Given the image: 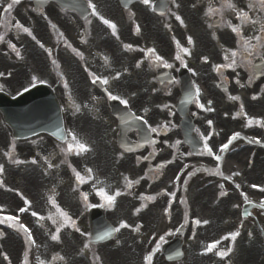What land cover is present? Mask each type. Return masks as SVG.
I'll list each match as a JSON object with an SVG mask.
<instances>
[{"label": "snow or ice", "instance_id": "snow-or-ice-1", "mask_svg": "<svg viewBox=\"0 0 264 264\" xmlns=\"http://www.w3.org/2000/svg\"><path fill=\"white\" fill-rule=\"evenodd\" d=\"M173 2L175 3V0H173ZM21 3V0H11L10 3L7 4V6L4 8V12L5 13H10L11 10L13 9V7L15 5H18ZM140 3H142L143 5H150L152 3V0H140ZM257 4L259 5V12L264 13V0H256L255 3H249L248 5V9L249 11L253 10L254 8L257 7ZM177 8H179V4L176 5ZM195 7V5H193ZM88 7L91 8L92 11V15L96 16L99 18V20L106 25L109 29H111L112 34L113 35H117V25L109 20L106 19L104 16L100 15L97 11H96V6L92 3V0H88ZM224 10H231L233 12L236 13V18L238 20L241 21L240 25L237 26H233L231 24V21H225V23L227 24V26L231 27L232 31L234 33L237 34V36L239 37L237 43L239 44V48L236 51H232V50H226V54L224 59L229 61V63L225 64V65H215V70L216 71H220L221 68L223 67H228V68H232L233 70H235L236 67H240L242 64L245 63V61L247 62V64H251V58L254 55H261L260 50L264 49V17H257L256 19H253L250 15H249V11H245L244 9H237L235 4H233L231 2V0H222V6L220 9H214V8H209L208 14H217V13H222V11ZM173 15L175 16V19L177 21H179L182 25L184 23L183 19L181 18L180 15H177L175 13H173ZM4 25L6 27H14L17 30L22 31L23 33H26L28 36H31L33 40H36V37L33 35L32 31L30 30V28L24 26L23 24H21L19 21H16V23L14 25L11 24L10 21H6L3 22ZM89 23H91V21H89ZM251 23L253 25H257L259 24V30H258V34H254L251 37H244L241 28L244 24H248ZM140 31V27L139 25L136 26V32L139 33ZM61 36L63 34H60ZM118 38V37H117ZM253 41H255V43H253ZM5 42V34L0 33V43H4ZM37 43H40L39 41H37ZM177 46L179 47V41L176 42ZM188 43L192 44L193 40L191 37H188ZM69 47H71V45H68ZM8 47L11 48V50L15 53V55L17 57H21V53L20 51L17 49L16 45L8 42ZM40 47H44L43 44H40ZM125 49H131L132 45L130 44H126L124 45ZM185 54H190L189 49L188 48H182L181 49ZM74 52H76L75 49H73ZM147 52L149 54V56H155V60L156 61H163V58L160 57L159 55L156 54V51L154 48H149L147 49ZM77 55H79L81 58H83L82 53H76ZM240 58L239 60L237 58ZM261 58L264 59V55H261ZM176 59L181 60V63H183V59L181 56L177 55ZM205 62H207V57L203 58ZM105 60V64L109 63L108 57L104 58ZM55 63V61L53 62ZM142 61L137 62L136 67L139 68L141 66ZM187 66V65H185ZM164 67L167 68H171L172 65L169 63H164ZM125 71H127V69H125ZM262 74H264V72H262ZM0 75H3L2 73H0ZM120 76V73H117L115 77H113V79H118ZM33 80L36 79L35 76L32 77ZM97 81H99L101 84L107 85L109 84V80L107 78H101L99 76H94L93 78V83H96ZM239 83V81H238ZM65 87H67V84L65 85ZM27 90V89H25ZM105 91L108 92V89L105 88ZM196 93L197 95L200 94V89L197 87L196 89ZM108 97L110 99L113 100H117L120 99L118 96L113 95L111 92H108ZM192 96L191 93H189L188 96V100H191ZM231 100H239L238 96H230L229 97ZM256 97L254 96L253 99H255ZM95 99V98H93ZM188 100L184 101V102H188ZM121 103L127 105L128 101L127 100H120ZM197 106L200 108H204V105L201 104L199 102V100H196ZM212 103V101H208V104L210 105ZM167 107V106H165ZM207 111H213L214 109L212 108H207L205 109ZM76 111H80L79 106H76ZM145 113H147L148 109L145 108L144 109ZM241 111H243V105L241 104ZM134 116L135 119H143V117H135L134 114H132ZM147 124V120L144 121ZM254 121L252 119H249L248 124L251 125ZM255 123L257 124H261V121L256 120ZM208 124L211 125L212 121L209 120ZM150 132L152 133H156L158 131V129L156 127H150ZM68 135L71 137V141H68L67 138L65 137V142L67 143V152H75V154L80 155L83 154L85 152L90 151V147L87 145L86 142H83L81 139H79L74 133L69 132ZM240 138V133H234L227 141V143H224L223 145L220 146V152L223 153L226 150L229 149V146L233 144L234 141H236L237 139ZM202 139L205 141L204 143V149L207 155L209 156H213V149L208 145L207 141L208 139H210V137H202ZM249 142H255V143H260V140L257 139L255 141H249ZM61 151H65V149H61ZM14 153H15V147L13 146L12 151L5 153L6 156H8L11 159L12 163L15 164H22L24 163V161L21 160H17L14 159ZM190 154V153H189ZM215 159L217 161H221L223 159L222 155H215ZM32 163H36L35 160L32 161ZM49 168L53 167V165L51 163H49L48 165ZM73 172L75 174L76 180L79 182H84L85 178L81 175L80 172L76 171V169L73 168ZM86 172L88 174V177L91 178V173H92V169L88 168L86 169ZM4 173V165L0 164V176H2ZM192 173H189V176H191ZM235 175H239V173H235ZM126 181V187L127 188H132L134 183H139V181H131L128 180L127 177L124 178ZM177 179H179V177H177ZM97 183H102L100 181H97ZM3 184V181L0 180V185ZM106 187H111L110 185H107ZM221 187H223V185H221ZM237 187H239V185H237ZM253 187H256L255 185H253ZM261 191H264V189H261ZM54 194H55V190L53 189V196L49 197V202L52 204V206L56 209V213H50L47 217V219L51 220L52 223L54 225H56V229L55 232L53 234H51V240L52 241H56L59 242L60 240V232L62 229L66 228V227H70L72 229H74L76 232H80L79 227L77 226V222L75 219L72 218V216L69 215V213L65 210H63L59 204L57 203V201L54 198ZM104 201L107 202L108 205H112L113 202L115 201L116 197L122 195V193L117 190L114 195H109L106 191L104 187H101L98 190L97 193ZM83 196V200L85 202L88 201V195L86 193H82L81 194ZM222 196H226L227 193L226 192H221ZM241 195H244L243 193ZM142 199H147V200H153L154 197L152 196H148V197H141ZM244 200L246 203H252L250 200H248V197L246 195H244ZM24 203L26 205H31V202L29 200H27L26 198L24 199ZM93 207H95L96 205H92ZM259 208L264 209V202H261L258 205ZM19 211L21 213L27 211L26 208H20ZM139 211V209L137 210ZM0 212H3V208H0ZM32 216L37 217L38 218V222L42 221L44 219H46L43 216H40L37 212L33 211L31 213ZM10 222V223H9ZM5 223H9V226L12 228L17 229L18 231H22L25 236H26V240L27 243L29 244V246L35 245V240L33 239L32 233L30 231V229L28 227H26L23 223L19 222V219L17 216H12V215H0V224H5ZM195 223L197 225L201 224V221L199 219H197L195 221ZM209 221L204 220L203 224H208ZM41 227H43V224H41ZM130 227V225H128L126 222H121L119 227H114V228H110L108 230H106L105 232H103L102 234H99L97 236L98 240H104L107 238H110L112 236L113 233L119 232L120 229L122 228H128ZM137 231L139 230V226L136 229ZM81 235H87L86 233H81ZM239 235V232H232L230 234H228L227 236L222 237V239H229L231 238L232 240H235V238ZM164 237L161 236L160 240L163 241ZM220 240L215 241L214 243H211L207 246L206 248V252H212L213 249H215L217 247L218 244H220ZM89 245L85 244L84 248H88ZM159 244L156 245V247L150 251L145 257H144V261L146 262V264H153V257L155 255L156 252L159 251ZM231 251V249H228L227 251L224 250H220L217 252V255H219L220 257H225L229 254V252ZM27 252H25V258H24V264H28V259H27ZM6 260L8 259V257L5 255L4 257ZM55 259H59V260H63L64 257L62 256H57L53 258ZM95 259L97 261L100 260L99 256H96ZM39 260V258H38ZM39 264H45L44 261H39Z\"/></svg>", "mask_w": 264, "mask_h": 264}, {"label": "flooded vegetation", "instance_id": "flooded-vegetation-1", "mask_svg": "<svg viewBox=\"0 0 264 264\" xmlns=\"http://www.w3.org/2000/svg\"><path fill=\"white\" fill-rule=\"evenodd\" d=\"M128 33L124 32V39L128 38ZM170 39H167V41ZM170 48H172V45L169 43ZM166 58H167V54L164 51L162 53ZM188 63H184L183 65L185 66ZM189 69L191 71H194L196 68L194 66V64L189 63ZM123 73V72H122ZM118 83L116 85V89L117 91L124 93V94H131V98L130 100H128V104L135 110H137V112L143 108L146 104L147 101L142 99L141 95H140V90H141V84L140 81L141 79L138 77L137 79L132 75V76H128L126 74H122L120 76V78L118 79ZM219 81H224V78H220ZM78 90V89H77ZM134 93H138V95H134Z\"/></svg>", "mask_w": 264, "mask_h": 264}, {"label": "rangeland", "instance_id": "rangeland-1", "mask_svg": "<svg viewBox=\"0 0 264 264\" xmlns=\"http://www.w3.org/2000/svg\"><path fill=\"white\" fill-rule=\"evenodd\" d=\"M84 241L85 239L84 238H76L74 236H72V246H75V245H78V244H84ZM116 246H119L121 244V240L120 239H117L115 242H114ZM73 250V249H72ZM102 256H104V259L105 260H109V255L110 254V251L108 250H105L103 253H101ZM132 256V253L131 252H125V257L129 259V257ZM87 256H84L83 253H81L80 251H77V252H72V264H89L88 260L86 258H84ZM81 259H82V262H81ZM115 259V258H114ZM112 259L110 262L112 264H117V260H114ZM109 263V261H107ZM110 264V263H109Z\"/></svg>", "mask_w": 264, "mask_h": 264}]
</instances>
